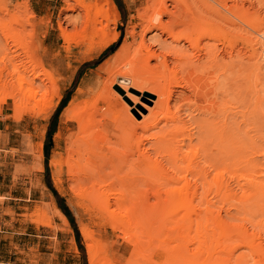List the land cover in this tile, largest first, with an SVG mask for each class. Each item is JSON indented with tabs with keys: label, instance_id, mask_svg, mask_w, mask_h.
<instances>
[{
	"label": "bare ground",
	"instance_id": "1",
	"mask_svg": "<svg viewBox=\"0 0 264 264\" xmlns=\"http://www.w3.org/2000/svg\"><path fill=\"white\" fill-rule=\"evenodd\" d=\"M9 1L0 0V106L14 102L17 122L33 115L42 124L81 67L118 42L121 13L114 0L66 2L59 31L80 58L64 81L44 69L51 17L39 21L27 8L22 16ZM126 3L134 9V0ZM79 8L84 32L71 35L81 16L69 14ZM139 20L117 57L82 78L54 135L52 181L79 209L89 264H113L103 228L135 248L131 262L169 253L166 264H264V222L253 221L264 213V171L237 126L255 98V70H264L255 0H149ZM47 132L29 143L41 172ZM51 211L73 233L54 200ZM155 240L160 245L146 250Z\"/></svg>",
	"mask_w": 264,
	"mask_h": 264
},
{
	"label": "rangeland",
	"instance_id": "2",
	"mask_svg": "<svg viewBox=\"0 0 264 264\" xmlns=\"http://www.w3.org/2000/svg\"><path fill=\"white\" fill-rule=\"evenodd\" d=\"M67 1L75 4L76 0H10L8 2V9L17 10L22 16H24L27 8L29 14L35 15L39 21L51 17L52 20L50 29L48 31L45 43V50L48 51L49 54L44 59V69L47 72L59 75L64 81L69 78L70 67L75 66L76 62L80 58V55L75 50L73 44L69 46L64 43L59 31V23L64 19L62 11L65 9ZM122 1L126 8V19H123L121 16V21L117 28V32L121 35L120 39L117 43L107 49V55L104 61L99 66H97V68H95L94 70L88 69L84 71L81 80L87 74L93 77L96 74L98 75L99 73L97 72V70L102 66L103 63H105V61L109 59H115L117 57L124 43V39L127 35V29L131 21L133 22L132 26L138 27L141 25V21L139 20V13L142 14L145 12L149 0H134V9L129 8L126 3L127 0ZM78 13L81 16V18L79 19V25L77 29L69 30V33L71 35H76L84 32L83 30L86 25L85 12H83L82 9L79 8L76 13L69 14V16L74 15L76 17ZM258 21H262V23L264 24V0H255V37L257 36L256 29L258 27ZM112 29L114 28L112 27L111 30ZM90 31L91 30H89V32ZM89 32L87 33V35L89 34ZM139 35H141L140 28L138 30V36ZM87 64L90 63H85V65ZM43 73L44 72L41 71L40 75L42 76ZM73 95L74 93L71 95L70 99ZM245 103V106L247 107L242 110V116L239 117L237 122V126L239 128V137L244 140L246 144H248V148H250V144L255 145V164L257 165L256 168L264 171V70L260 73L255 70V98H253V100H251V98H248ZM13 110L14 102H11L9 105L0 106V169L12 174V178L15 184L14 189L16 190L15 193L11 196V198L13 197V200H10L11 204L13 205H8L5 207L7 209H11L15 204H17L18 211L19 209H25L27 207H30V210H33V207H35V205L31 203V201L35 199V194L36 197H41L42 201L44 202V204L40 205L41 208L32 215H28V211H25L26 215L24 219L39 228H45L53 232L54 240L52 241V243L56 244V246H62L63 251H68L67 261H65V264H89L86 247L87 244L80 232L81 217L79 209L73 205L70 193L67 189L63 192H60L56 189L52 181L51 170L49 167L50 182L52 183L53 188L65 200L66 205L75 218V221L79 228L81 239L80 242L76 241V243L79 248L80 255H76L73 253V246L71 245L73 233H70L68 225L64 224V222L58 219L54 212L51 211L53 200L56 202V199L47 185L46 170L45 172H41L39 168L33 167V159L39 157L38 148L34 149L35 154L32 151L33 149L29 148V143L31 141L36 139L37 145L41 142L42 137L40 131L42 128L47 127L49 129V127L51 126V132H57L59 130L60 116L58 118V123H56V120L52 123L53 117L56 113L51 116L48 121L42 124L39 123L37 121V118L33 115H24L20 122H17L14 118ZM252 112H255L254 118L253 115H250ZM54 135L50 138L48 144L47 135L45 137L44 169L46 162L45 153H47L48 155L49 164L50 160L57 151ZM119 135L120 133L117 134L115 142L118 141L117 137ZM14 199H19L22 201H16ZM0 202L1 205H3L4 201ZM260 205H264V200L260 201ZM47 211H49V215L45 214V212ZM12 212L14 213V210ZM10 214L11 213L9 212L6 214H2V216L7 218V222L11 220ZM41 221L47 222L49 226H39V223ZM253 221L255 222V224L264 222V213H259V211H257L255 213V218L253 219ZM5 228L8 229L9 226H6ZM92 228L93 231L98 234V228L94 226H92ZM249 230L252 231L251 228H249ZM30 232L32 231L30 230ZM41 233H43V230H41ZM101 234L103 235L104 240L108 243L106 249L111 250L110 254L113 256V264H151L149 262L147 263L146 261L140 262L141 259L139 258L136 260V262H131L133 260L132 258L134 256L135 248L123 241L124 236L122 233L114 231L112 229L103 228L101 230ZM43 235L45 237H48L52 234L46 233ZM175 236L170 237V248H174L179 245L178 241L174 242ZM20 239H22L23 241L25 239L27 240L21 245H26V247L33 245L34 239H29L26 235H23L22 237H16V239H14L12 242L14 244L20 245ZM29 240H32V242ZM37 241L38 240H36V242ZM46 245L48 246V244ZM151 245L158 247L160 243L155 240L152 244L146 245L145 249L147 250V248L151 247ZM168 255L169 253H161L160 256L155 258L152 264H166ZM21 259L26 258L24 255H21ZM60 264H64V261L60 262Z\"/></svg>",
	"mask_w": 264,
	"mask_h": 264
},
{
	"label": "crops",
	"instance_id": "3",
	"mask_svg": "<svg viewBox=\"0 0 264 264\" xmlns=\"http://www.w3.org/2000/svg\"><path fill=\"white\" fill-rule=\"evenodd\" d=\"M114 2L116 4L115 0ZM14 187L15 184L12 174L0 169V195L4 197L3 205H1L0 202V264H60V262L63 261L65 264V261H67L68 251H63L62 246H56V244L52 243L54 240L53 232L45 228H39L24 219L26 215L25 211H28V215H32L41 208L40 205L44 204L41 197H36L35 194V199L31 201V203L35 205L33 210H30L31 208L27 207L25 209H19L18 211L17 204H15L11 209H7L5 207L8 205H13L11 204L10 200H13V197L11 198V196L16 191ZM14 200L22 201L19 199ZM56 205L59 208L57 201ZM13 210L14 213L12 212ZM8 212L11 213V220L9 222H7L6 217L2 216V214H6ZM68 223L72 228L71 223L69 221ZM6 226H9V228L6 229ZM30 230L32 232H30ZM41 230H43V233H41ZM46 233L52 235L45 237L43 234ZM23 235H26L29 239H34L32 246L26 247V245H21L23 242L27 241L26 239L24 241L20 239V245L14 244L12 242L14 239H16V237H22ZM73 239L77 241L74 230ZM36 240L38 241L36 242ZM29 241L32 242V240ZM46 244H48V246ZM21 255H24L28 260L21 259Z\"/></svg>",
	"mask_w": 264,
	"mask_h": 264
},
{
	"label": "trees",
	"instance_id": "4",
	"mask_svg": "<svg viewBox=\"0 0 264 264\" xmlns=\"http://www.w3.org/2000/svg\"><path fill=\"white\" fill-rule=\"evenodd\" d=\"M115 1H116L118 8H119V11L121 13L122 18L126 19V8H125L124 4L122 3L121 0H115ZM106 55H107V53H105L99 60H97L93 63L87 64L81 68V70L79 71V73L75 79L73 87L67 92V94L64 97L63 102L61 103L59 109L57 110L55 116L53 117L52 123L55 120H56V123H58V118H59L60 114L62 113L63 109L66 107L67 103L69 102L71 95L73 93H75V91H76V89L80 83V80H81V77H82L84 71H86L88 69L94 70L95 68H97V66H99L104 61ZM54 133H55V131L51 132V126H50L48 129V132H47V144H48V141L50 140V138L54 135ZM47 144H46V150H47ZM45 155H46L45 170H46V177H47V185H48L49 189L52 191V193L54 194L55 199L59 205V208L61 209L63 214L66 216L68 221L71 223L72 228L75 232L76 240L78 242H80L81 236H80L79 228L77 226L75 218L73 217L71 211L67 207L65 200L58 194V192L53 188V185L50 182V170H49V164H48V155H47V153H45Z\"/></svg>",
	"mask_w": 264,
	"mask_h": 264
}]
</instances>
